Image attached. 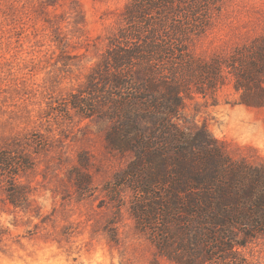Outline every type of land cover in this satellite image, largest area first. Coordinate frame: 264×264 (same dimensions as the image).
I'll return each instance as SVG.
<instances>
[{
  "label": "rangeland",
  "instance_id": "rangeland-1",
  "mask_svg": "<svg viewBox=\"0 0 264 264\" xmlns=\"http://www.w3.org/2000/svg\"><path fill=\"white\" fill-rule=\"evenodd\" d=\"M129 2L0 0V151L21 150L16 184L27 192L15 206L0 179V264H175L137 229L132 193L122 201L109 191L132 159L112 151L111 122L57 109L83 87ZM262 36L264 0H222L192 54L226 58ZM194 94L181 126L206 127L234 157L264 165V108L240 104L232 80ZM246 254L264 264V241Z\"/></svg>",
  "mask_w": 264,
  "mask_h": 264
},
{
  "label": "trees",
  "instance_id": "trees-1",
  "mask_svg": "<svg viewBox=\"0 0 264 264\" xmlns=\"http://www.w3.org/2000/svg\"><path fill=\"white\" fill-rule=\"evenodd\" d=\"M221 9L222 0H130L83 87L57 108L111 122L112 151L132 159L109 191L122 201L132 193L137 229L175 264H257L246 251L264 241V165L234 157L206 127L179 123L187 98L228 80L240 104L264 108V36L226 58L192 54ZM21 154L0 151V179L8 176L15 206L27 201L16 184Z\"/></svg>",
  "mask_w": 264,
  "mask_h": 264
}]
</instances>
